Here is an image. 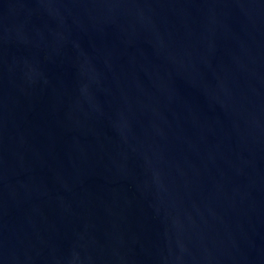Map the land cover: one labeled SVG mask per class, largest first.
I'll return each instance as SVG.
<instances>
[{"label":"water","instance_id":"95a60500","mask_svg":"<svg viewBox=\"0 0 264 264\" xmlns=\"http://www.w3.org/2000/svg\"><path fill=\"white\" fill-rule=\"evenodd\" d=\"M0 264H264V0H0Z\"/></svg>","mask_w":264,"mask_h":264}]
</instances>
